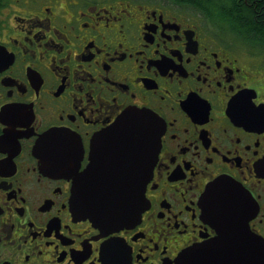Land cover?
Masks as SVG:
<instances>
[{
	"label": "flooded vegetation",
	"instance_id": "flooded-vegetation-1",
	"mask_svg": "<svg viewBox=\"0 0 264 264\" xmlns=\"http://www.w3.org/2000/svg\"><path fill=\"white\" fill-rule=\"evenodd\" d=\"M229 1L264 23V0ZM198 3L0 0V264H177L216 236L202 198L220 178L264 241V43ZM129 109L158 118L156 155L134 218L98 226L73 179Z\"/></svg>",
	"mask_w": 264,
	"mask_h": 264
},
{
	"label": "water",
	"instance_id": "water-1",
	"mask_svg": "<svg viewBox=\"0 0 264 264\" xmlns=\"http://www.w3.org/2000/svg\"><path fill=\"white\" fill-rule=\"evenodd\" d=\"M158 118L129 109L90 141L89 162L73 179L76 212L95 225H124L137 213L146 176L158 147ZM264 168V160H263ZM248 197L234 181L220 178L202 204L216 236L183 250L177 264H264V241L249 232Z\"/></svg>",
	"mask_w": 264,
	"mask_h": 264
},
{
	"label": "trees",
	"instance_id": "trees-1",
	"mask_svg": "<svg viewBox=\"0 0 264 264\" xmlns=\"http://www.w3.org/2000/svg\"><path fill=\"white\" fill-rule=\"evenodd\" d=\"M191 3L199 2L201 3V9L210 15H217L218 18L224 22L227 26L231 24V30L233 29L236 35L245 37L246 31L253 32L255 34L252 37L253 41L255 42H263L264 43V23L258 24L256 22H248L242 20L237 14L236 16L232 17L233 12H238V8L231 3L229 0H185ZM198 3V4H199ZM233 7V12L231 13V9ZM253 30H251L250 28ZM246 30V31H245Z\"/></svg>",
	"mask_w": 264,
	"mask_h": 264
},
{
	"label": "rangeland",
	"instance_id": "rangeland-1",
	"mask_svg": "<svg viewBox=\"0 0 264 264\" xmlns=\"http://www.w3.org/2000/svg\"><path fill=\"white\" fill-rule=\"evenodd\" d=\"M218 19V22H219V25H220V27L224 30V29H226L225 30V32H229V31H232L230 28H229V26H227L224 22H222L219 18H217ZM225 32H223L222 33V38L224 39V40H228V41H234V45H237V47H239V46H243V44L241 43V41H242V39H240V38H236L237 37V35H236V37L233 35V32H231V33H225ZM245 45V44H244Z\"/></svg>",
	"mask_w": 264,
	"mask_h": 264
}]
</instances>
